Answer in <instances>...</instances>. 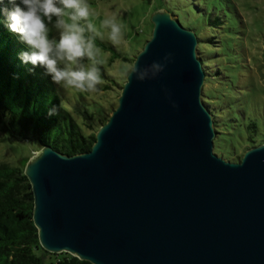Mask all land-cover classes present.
Instances as JSON below:
<instances>
[{
	"label": "water",
	"instance_id": "95a60500",
	"mask_svg": "<svg viewBox=\"0 0 264 264\" xmlns=\"http://www.w3.org/2000/svg\"><path fill=\"white\" fill-rule=\"evenodd\" d=\"M150 20L131 68L171 52L164 71L127 73L89 151L44 145L24 165L39 244L91 264H264V142L213 152L196 33L167 9Z\"/></svg>",
	"mask_w": 264,
	"mask_h": 264
},
{
	"label": "trees",
	"instance_id": "16d2710c",
	"mask_svg": "<svg viewBox=\"0 0 264 264\" xmlns=\"http://www.w3.org/2000/svg\"><path fill=\"white\" fill-rule=\"evenodd\" d=\"M176 3L184 12L183 18L187 24L201 23L199 34L195 33L198 39L197 54L205 72L204 85L207 81L214 85V78L228 81V78H232L227 72L228 64L232 63L231 56L236 59L238 54L243 53L240 43H235V27L239 21L235 12L224 0H179ZM187 3L191 5L189 10L185 8ZM11 7L9 0H0V139L32 141L36 151L44 145H50L67 155L89 151L95 132L109 114L105 115L104 108H97L93 100V106L86 104L82 109L73 107L69 101H64L59 87L50 76L44 74L42 67L22 61L21 53L27 51L28 46L18 34L9 30L2 11ZM159 8L160 5L155 6L152 12ZM173 9L167 10L180 22L179 14ZM192 13L197 14L196 17L193 18ZM54 34L55 29H52L50 37ZM210 46L214 47V51L206 49ZM140 49L135 51L134 57ZM115 57L117 54L112 55L109 61L112 62ZM122 59L127 60V57L122 56ZM132 62L133 59L131 65ZM101 74L105 76L103 69ZM109 87L104 85L103 88ZM203 87L202 102L214 122V153L236 161L242 155L236 158L235 154L243 145L247 149L264 142L261 124L264 121L263 110L240 108L241 104L233 106L235 102L232 99L215 101L214 97L204 92ZM66 105L73 107V111ZM53 106H56L57 114L49 115V109ZM230 129L234 131L229 132ZM228 141H236L238 147L224 154ZM30 156L31 152L17 165L0 160V264H91L67 252H48L39 244L32 220L31 187L23 172Z\"/></svg>",
	"mask_w": 264,
	"mask_h": 264
},
{
	"label": "rangeland",
	"instance_id": "374dc122",
	"mask_svg": "<svg viewBox=\"0 0 264 264\" xmlns=\"http://www.w3.org/2000/svg\"><path fill=\"white\" fill-rule=\"evenodd\" d=\"M179 0H89L92 8L99 13V17H93L92 22L99 27L106 14H115L119 23L122 24L124 38L120 45H113L105 33L103 39L96 37L95 43L100 49V59L103 63L97 65L102 78V83L90 92H80L75 89L60 88L62 97L70 102V105L82 109L86 104L91 106L92 100L96 102L97 108H104L105 115L111 113V108L115 106L117 92L124 82V76L131 68V60L134 59L135 51L140 49L142 44L150 38L153 24L150 20L152 9L160 5L163 9H171L179 14L181 24L199 34L201 26L199 24H187L177 3ZM235 12L239 20L236 29L235 43H240L243 53L238 54L237 58H232L228 64L227 72L232 75L228 81L222 78H214V85L205 83L204 92L214 97L215 101L230 100L234 101L233 106L240 108H258L264 112V0H224ZM190 3L185 8L189 10ZM169 11V10H168ZM194 17L197 14L192 13ZM86 35H91L86 33ZM54 36H58L56 33ZM220 48V47H218ZM214 51V47L206 48ZM117 54L112 62L110 57ZM137 54V53H136ZM127 57V60L122 59ZM87 65L89 61L85 60ZM103 69L105 76L101 74ZM123 81V82H122ZM104 85H110L104 89ZM236 99V100H234ZM70 111L73 107L66 105ZM93 106V104H92ZM75 111V110H74ZM74 113V112H73ZM76 116L77 114L74 113ZM77 117V116H76ZM261 121L262 118L260 117ZM264 120V118H263ZM264 131V121H261ZM230 124H228L229 127ZM230 129L229 132H233ZM229 137V136H228ZM1 138V134H0ZM232 138V137H230ZM32 141H8L0 139V160H6L17 165L20 160L27 157L31 152L33 155L36 150ZM236 141L224 146L225 152L237 149ZM243 145L235 154L236 158L246 150ZM221 156V155H220ZM226 159V158H225Z\"/></svg>",
	"mask_w": 264,
	"mask_h": 264
},
{
	"label": "clouds",
	"instance_id": "9594fccd",
	"mask_svg": "<svg viewBox=\"0 0 264 264\" xmlns=\"http://www.w3.org/2000/svg\"><path fill=\"white\" fill-rule=\"evenodd\" d=\"M9 3L12 7L2 11L9 30L28 46V50L21 53L24 63L42 67L44 74L60 88L90 92L103 82L97 67L103 60L99 58L100 49L95 39H103L106 33L113 45L123 42V26L115 14H106L97 27L92 18L99 17V13L89 0H19V3L9 0ZM52 29L58 36L50 37ZM171 58L172 53L168 52L162 61L154 60L144 66L137 64L128 71L139 81L154 79ZM85 60L89 61L87 65ZM56 114V106L49 109V115Z\"/></svg>",
	"mask_w": 264,
	"mask_h": 264
}]
</instances>
